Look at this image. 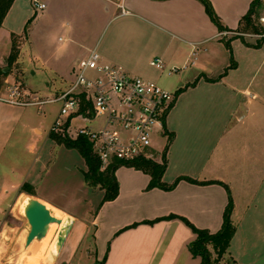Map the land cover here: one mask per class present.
Here are the masks:
<instances>
[{
	"label": "crops",
	"instance_id": "obj_1",
	"mask_svg": "<svg viewBox=\"0 0 264 264\" xmlns=\"http://www.w3.org/2000/svg\"><path fill=\"white\" fill-rule=\"evenodd\" d=\"M40 1L55 20L60 21L64 13L70 29L79 32L81 45H89L75 65L96 49L104 63L146 73L158 83L165 74L190 70L176 83L164 81L175 95L186 85L196 84L179 93L167 114L166 129L173 139L163 181L172 184L180 177H190L211 183L182 179L172 190L149 189V174L123 165L115 173L120 186L116 199L100 205L104 190L90 187L85 176L84 184L80 182L83 194L74 195L61 181L46 179L56 164V142L50 138L53 126L42 144L43 129L26 113V107L0 101V239L10 237L8 215H15L17 204L23 212L35 198L59 220L47 228L59 227L51 250L59 252L57 264H201L202 258L191 249L197 234L180 217L198 228L219 231L229 202L228 187L236 232L226 256L234 264L260 262L264 255V39L257 46L259 38L243 40L225 34L241 27L253 0H210L225 31L211 20L199 0ZM227 40L236 63L232 68ZM156 57L165 67L147 72L145 64ZM171 69L177 71L170 73ZM191 96L192 115L198 120L207 115L209 121L181 120L180 104ZM30 130L38 137L28 134ZM22 152L27 153L25 159ZM62 167L60 173L65 176L68 169L66 164ZM25 184L28 191L23 190ZM91 192L99 194L92 203ZM60 197L71 205L84 201L86 212L94 206L97 211L92 218L86 213L73 218L56 208L66 207ZM171 215L175 216L166 218ZM28 234L29 229L24 248L36 238L27 245ZM1 248L10 245L4 242ZM210 250L215 256L212 246Z\"/></svg>",
	"mask_w": 264,
	"mask_h": 264
},
{
	"label": "rangeland",
	"instance_id": "obj_2",
	"mask_svg": "<svg viewBox=\"0 0 264 264\" xmlns=\"http://www.w3.org/2000/svg\"><path fill=\"white\" fill-rule=\"evenodd\" d=\"M259 13L260 18L258 23L264 28V1ZM26 14L29 15L24 18ZM63 16L64 13L61 14L60 21H57L53 16L49 15L47 8L36 13L32 0H19L17 2L16 8L10 12L8 19L4 20L3 25L0 27V69H4L7 74L4 75L3 81H8L9 85H21V88L30 92V94H35L41 99L54 97L72 85L78 74L77 64H74L75 60L87 52L89 45L86 47L81 45L82 40L77 36L79 32H73L70 29V22ZM243 37H254L258 39L256 35H244ZM226 48L229 50L231 56H233V49L231 50L227 46ZM15 54L16 58L11 62L10 57ZM145 69L149 73L160 71L159 68L151 64H145ZM129 72L132 75L150 79L146 73ZM188 72L180 70V72H175L172 76L165 74L163 78L167 83H176L178 79ZM164 81L159 82V84L172 91L170 84H165ZM190 87L186 85L184 89L188 88L186 90H189ZM176 98L175 95L173 103H175ZM192 102L191 96L190 98L184 99L180 104L181 112L179 114L182 115L179 117L181 120L209 121L207 115H205V118L202 117L199 120L196 119V115H192ZM61 106V101L45 103L41 106H25L26 113L31 115L32 119L43 129L42 144L45 142L47 133L58 118L62 119L60 127L64 126L66 118L60 116ZM87 115L89 116L91 113H87ZM71 119L70 121L72 123L68 128L69 134H76L77 129L82 126L99 127L104 121L103 118L84 120L80 116H75ZM28 134L37 136L31 130ZM155 134L156 137L153 146L155 154L154 160L162 163L165 153L166 157L168 154L169 148L167 150V146L172 142L170 141L171 133L166 129L165 136H160V131L156 129ZM49 143H53L52 140ZM53 153L56 164L55 166L53 165L52 172L46 179L48 181H55L56 183L57 180L61 181L60 185L62 187L64 186L67 190L73 191L74 195L78 196L83 194L84 186L82 187L80 182L82 181L84 184V175L82 172V170L86 169L84 158L76 149L67 148L57 143H55ZM22 154L24 155L22 158L25 159L27 153L22 152ZM63 164H66V168L68 169V173L65 176H61L60 173L61 169L64 168L62 167ZM97 193L94 192V194L92 193L90 195V203L97 200L96 195H99ZM58 200L66 204V207L56 208L62 209L71 217L86 213L87 218H92L97 211V206H94L92 210L86 212L88 205L86 206L84 201L80 205H71L64 198L60 197ZM14 213L15 215H8L11 229L7 232V236L10 237L0 239V245L4 244V242L10 245L8 249H0V264H57L60 259L59 252L57 250H51H53V243L55 242L59 228L58 225L47 229L44 234L36 236L31 246L24 248L22 245L29 229V223L25 214L22 212L20 202L15 207ZM75 231H77V228H75ZM213 257L216 258V255ZM263 257L256 264H264ZM218 264H232V261H230L229 257L224 256V258L219 260Z\"/></svg>",
	"mask_w": 264,
	"mask_h": 264
},
{
	"label": "built area",
	"instance_id": "obj_3",
	"mask_svg": "<svg viewBox=\"0 0 264 264\" xmlns=\"http://www.w3.org/2000/svg\"><path fill=\"white\" fill-rule=\"evenodd\" d=\"M32 4L36 11L46 8V4L40 0H32ZM120 6L126 13L124 5ZM225 34L264 38V33L226 31ZM151 65L159 69L165 67L160 57L152 59ZM77 68L78 74L72 85L54 97L41 99L21 88V85H9L8 81H3L0 82V101L19 106H41L61 101L60 116L66 119L74 116L86 120L89 117L103 118L104 124L100 128L82 126L76 134H70L73 137H87L103 167L115 160H154L155 131L157 129L160 136H165L166 118L175 94L154 80L130 74L120 65L104 63L96 49L79 60ZM175 71L177 69H171L170 73ZM84 100L90 103V108L86 113H81ZM61 124L62 119L58 118L53 129H61Z\"/></svg>",
	"mask_w": 264,
	"mask_h": 264
},
{
	"label": "trees",
	"instance_id": "obj_4",
	"mask_svg": "<svg viewBox=\"0 0 264 264\" xmlns=\"http://www.w3.org/2000/svg\"><path fill=\"white\" fill-rule=\"evenodd\" d=\"M14 1L15 0H0V27L3 25L5 17L7 16V13L9 12ZM199 1H201V3L205 6L207 14L211 18V20L218 26V28L222 31L228 30L222 24L221 19L217 14V12L215 11L211 1L210 0H199ZM262 5H263L262 0L252 1L249 11L242 19L241 27L237 30L238 32L251 33V34L264 33V28H262L258 23V20L260 18L259 10L261 9ZM235 37H241L244 40L243 36L237 35ZM263 39L264 38H259V41L257 42L256 45L260 46ZM225 44L229 49L232 50V46L229 40L225 41ZM14 58H16V54L11 55L10 61L13 62ZM235 65L236 63L234 61V57L232 56V63L230 68L234 67ZM227 70L225 72H227ZM4 75H7L5 73V70L0 69V82H3ZM195 84L196 81L192 84L187 85V87ZM182 90H184V88L181 89L176 94V97L179 95V93H181ZM84 103L85 100L83 104ZM173 104L174 103L170 105V108L173 106ZM89 108H90V103L89 104L85 103L82 106L80 112L86 113V110H88ZM69 126H70V118L64 123V126H62L61 129L55 130L52 128L50 132V138L53 139L56 143L60 145H64L67 148L76 149L84 158L85 163L87 165V169L84 171V176L88 185L93 188H101L104 190V197L100 205L104 204L107 201H112L116 199L117 196L119 195L120 186L115 173L116 170L123 165L134 167L149 174L151 176V180L148 185L149 189L158 187L164 190H172L182 179H186L190 182L198 183V184L211 183V181L203 182L190 177H180L172 184H168L164 182L163 176L167 170L166 153L164 155L163 158L164 160L162 163L146 158H137L130 162L115 160L108 166L103 167V163L100 157L95 153L93 149V145L90 142V140L85 136H77V137L71 136L68 133ZM172 139H173V135L170 134V141H172ZM168 146H170V143ZM168 146H167V150L169 148ZM212 182H216V181H212ZM27 186L28 185L25 184L23 186V190L28 191ZM227 189L229 192V202L225 209L223 225L219 231L212 233L207 229L198 228L188 219L184 217H180L197 234V238L192 243L191 249L195 256H200L202 258L201 264H218L219 260H221L222 258H224V256L227 255L231 241L235 235L236 226L232 220L234 201L228 187ZM174 216L175 215H171L166 218H171ZM210 246L214 248L216 258L213 257V253L210 250ZM232 263L234 264V262Z\"/></svg>",
	"mask_w": 264,
	"mask_h": 264
},
{
	"label": "water",
	"instance_id": "obj_5",
	"mask_svg": "<svg viewBox=\"0 0 264 264\" xmlns=\"http://www.w3.org/2000/svg\"><path fill=\"white\" fill-rule=\"evenodd\" d=\"M24 214L29 222L27 245L36 236L44 234L51 223H59V220L51 215L50 209L43 202L35 198L30 199L26 204Z\"/></svg>",
	"mask_w": 264,
	"mask_h": 264
},
{
	"label": "bare ground",
	"instance_id": "obj_6",
	"mask_svg": "<svg viewBox=\"0 0 264 264\" xmlns=\"http://www.w3.org/2000/svg\"><path fill=\"white\" fill-rule=\"evenodd\" d=\"M27 203V202H26ZM23 213H24V211H23Z\"/></svg>",
	"mask_w": 264,
	"mask_h": 264
}]
</instances>
